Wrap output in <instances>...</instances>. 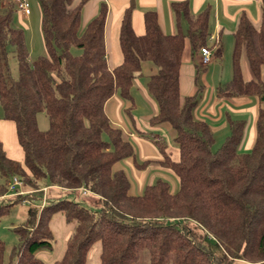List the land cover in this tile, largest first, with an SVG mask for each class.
<instances>
[{"label": "trees", "instance_id": "1", "mask_svg": "<svg viewBox=\"0 0 264 264\" xmlns=\"http://www.w3.org/2000/svg\"><path fill=\"white\" fill-rule=\"evenodd\" d=\"M37 1L45 55L34 60L29 58L23 30L12 24L14 9L0 10V119L14 123L23 152L22 163L10 159L0 141V196L16 176L32 188L53 186L74 196L83 189L95 198L60 197L41 210L28 207L24 224L13 230L18 243L8 264H45L37 254L52 248L50 221L57 214L72 231L63 255L52 264H86L95 243L100 246L99 264H139L143 254L146 264H263L264 0L258 28L245 13L239 16L233 33L231 79L216 88L218 98L258 100L255 141L247 153L238 150L243 124L232 120L228 121L230 136L213 150L208 125L193 116L195 98L180 95L185 39L193 53L202 46L218 58L222 53L217 40L208 42V6L193 14L187 0L172 2L176 32L171 35L161 31L154 11H146L142 36L133 32L128 8L119 32L122 62L109 70L104 7L80 31L82 1L74 7L72 0ZM74 50L79 53L73 54ZM242 51L253 76L249 81L242 78ZM142 62L157 70L145 84L158 108L149 124H168L179 151L174 162L159 144L160 165L178 180L175 192L167 181L157 179L141 195H132L128 176L115 168L133 157L134 151L122 131L110 124L104 105L114 95L131 99ZM41 112L48 119L46 131L37 125ZM8 210L0 204V217ZM4 252L0 240V264Z\"/></svg>", "mask_w": 264, "mask_h": 264}, {"label": "crops", "instance_id": "2", "mask_svg": "<svg viewBox=\"0 0 264 264\" xmlns=\"http://www.w3.org/2000/svg\"><path fill=\"white\" fill-rule=\"evenodd\" d=\"M17 0H0V10L4 11L8 7L14 9L12 24L17 28L30 31L32 21L30 19L31 8L38 10V16L41 20V12L39 3L36 0H27L30 8L28 16H22L16 9ZM82 1L80 11V31L91 21L99 12L105 8L104 22V47L106 64L109 70H113L122 62V53L119 45V32L124 12L131 8L130 22L135 35L142 36L144 34V13L146 11H154L157 15L158 26L164 34H174L176 32V23L171 12L170 4L172 2L184 0H72L71 7L76 6ZM189 8L193 14H198L207 6L210 8V30L209 36L213 35L219 42L223 55L224 40H233V33L236 30L238 18L242 13L248 17L255 28L260 23V5L262 0H187ZM41 22V21H40ZM181 26V25H180ZM181 29H185L184 25ZM188 40V39H187ZM208 42L211 43L208 39ZM189 43V41H188ZM232 43V49H233ZM190 48V59L197 60L198 64L183 62L185 49ZM186 48L184 42L181 68L179 73V90L182 98L194 97L196 106L193 109V116L196 120L205 122L214 137L222 136L223 143L230 136L228 121L241 122L243 124V133L238 150L241 153L249 152L255 141V123L257 118L258 100L256 97H233L218 98L216 88L224 85L216 83L213 76L204 77L203 82H213V89L209 92L205 84L200 86L199 91H195L196 71L200 64V53H193L190 43ZM232 52V50H231ZM189 55V54H188ZM232 56V53H231ZM215 55L212 57V64L219 59ZM188 60V59H187ZM240 68L244 81L252 80L253 76L249 68V64L245 55L240 58ZM156 68L149 62H142L140 72L136 75L133 86L130 90L131 99L124 100L118 95L111 97L104 105V113L110 124L114 128L122 131L123 137L130 143L133 148L134 156L123 160L116 165V169L123 170L130 180V193L132 195H141L144 188L157 179L164 180L162 172L171 174L173 183L170 184L172 192L178 188V180L176 176L168 169L162 167V155L159 144L164 148L165 154L170 160L177 162L179 160V151L166 141L164 135H168V139H174V132L168 124L152 126L149 120L154 117L158 108L155 101L150 97L146 90L147 78L156 73ZM232 75V73H231ZM261 80L264 81V67L261 69ZM208 87V84H207ZM201 93V94H200ZM198 94V95H197ZM0 120V141L4 152L10 159L23 161V152L18 145L15 126L9 124V121ZM169 127V128H168ZM169 129L173 133L169 134ZM15 132V137L13 135ZM12 132V133H11ZM153 138V139H151ZM158 141V143L156 142ZM174 143V141H173ZM222 143V144H223ZM155 145V146H154ZM147 150L149 152H147ZM144 162L148 163L143 168H138ZM127 168V169H126ZM128 170V171H127ZM133 178V180H132ZM166 181V180H165ZM233 264H249L243 261H235ZM264 264V263H263Z\"/></svg>", "mask_w": 264, "mask_h": 264}, {"label": "rangeland", "instance_id": "3", "mask_svg": "<svg viewBox=\"0 0 264 264\" xmlns=\"http://www.w3.org/2000/svg\"><path fill=\"white\" fill-rule=\"evenodd\" d=\"M36 2V0H35ZM37 4V2L35 3ZM37 9V8H36ZM34 8H31L32 14H31V21H32V26H31V30L28 31L26 30V32L23 30L24 32V36H25V40H26V45L28 48V52H29V58L34 60L36 59L38 56H42L45 55V49H44V44H43V38H42V32H41V22H40V16H38V10H36ZM183 33H185V29H183ZM186 42V48H189V43L187 38L185 39ZM224 47L223 48V55L221 58H219L218 60H215V64H212V60L211 63L205 66V69L203 70V67L198 66L197 71H196V77L194 76V80L196 81V86H195V91L193 93H196V91L198 92L200 89V86H202V84H205V87L203 86V89H206L208 92L209 90L212 91L213 89V82H203L204 77L206 76H213L214 80L216 83H220L223 84L227 81H229L231 79V50H232V39H229V42L227 39H225L224 41ZM213 52V51H212ZM79 51L74 50L73 54H78ZM189 54V55H188ZM245 55L244 51L241 52V56ZM188 59V60H187ZM13 61V60H12ZM183 62H188V63H194V64H198L197 60H191L190 59V48L187 50L185 49L184 52V58L182 60ZM200 64H201V60H200ZM11 72L12 75L14 76V78L17 77V72H16V65L14 64V61L11 64ZM204 76V77H203ZM208 84V87H207ZM201 94V93H200ZM198 95V94H197ZM152 98V97H151ZM37 125L38 128L41 131H46L48 129V119L45 115V113L41 112L38 113L37 115ZM3 120V119H0ZM4 121V120H3ZM2 121V122H3ZM12 126L13 123L11 121H9ZM169 128V127H168ZM171 129H169V134L171 135V137L173 136L170 131ZM12 133V132H11ZM13 135L15 137V132L13 131ZM104 138H106L104 136ZM164 138L166 139V141L170 144V146L172 145L174 148L177 149L175 143H173V138L171 140L168 139V135L166 133V135H164ZM153 139V138H151ZM224 140H222V136H219L218 134L215 135V143L213 145V150H217L218 148L221 147L222 143ZM155 146V145H154ZM147 152H149L147 150ZM23 161V160H22ZM121 164V163H120ZM117 168V167H115ZM127 169V168H126ZM128 171V170H127ZM164 176V180L168 181L169 183H173V178L171 177L172 175L166 172H162ZM133 180V178H132ZM23 182V190H37L39 188H32L30 186H27V184ZM45 187V186H43ZM42 188V187H41ZM85 191V194H83L82 192ZM78 195H72L70 193L64 192L62 189L58 188V187H53L49 188L46 193L45 192H38L36 194H34V197L32 199V194L30 192V196L31 199L33 200L34 203L36 204H41L43 202H47V201H51L53 199H57L60 197H70V199H74L78 198L77 200H80V197H84L83 199L85 201H93V199L95 197L90 196V194H88L86 192V190H79ZM7 192L3 195L0 196V200L7 198ZM67 195V196H65ZM2 198V199H1ZM27 198L29 199V196H27ZM9 199V198H8ZM8 199H5L7 201H2L1 204L3 206H5L6 208L8 207V212L3 214L0 217V240L4 243L5 245V252H4V264H8L9 263V259H10V253H11V249L16 246V244L18 243L17 240V235L14 233V229L22 226L26 220V213H27V209L28 207L22 203V198H16L15 200H11L13 198H10L9 201ZM50 227H51V231H52V235H53V243H52V248L50 250H42L40 252H38L37 257L39 259H41L45 264H52L55 260H58L61 258V256L63 255V252L65 250V243L66 240L68 239V237L71 234L72 231V226L71 225H67L64 221V219L60 216V215H54L50 221ZM100 253V246L99 243H95L91 246L88 254H87V262L86 264H99V260H98V256ZM144 256L142 257V261L139 264H146V260H147V256L146 254H143ZM235 262V261H234ZM233 262V263H234Z\"/></svg>", "mask_w": 264, "mask_h": 264}, {"label": "built area", "instance_id": "4", "mask_svg": "<svg viewBox=\"0 0 264 264\" xmlns=\"http://www.w3.org/2000/svg\"><path fill=\"white\" fill-rule=\"evenodd\" d=\"M16 9L22 16L26 17L30 14V8H29V4H28L27 0H17L16 1ZM208 39L211 43L217 40V38L214 37L213 35H210L208 37ZM199 53H200V60H201L202 66H206V65L211 63V60L213 57V52L211 49H209L205 46H202L200 48ZM23 185L24 184H23L21 179H19L16 176L11 177L9 180L8 186H7V195H5V196H7V198H5V199L13 198V199H11L13 201L16 198H22L21 200H22L23 204H25L27 207H33V208L35 207L38 210H41L44 206H46L48 204L49 201L43 202L41 204H36L33 202V200H34L33 197H34V194H36L40 191L46 193V191L49 188H52V186H45V187L39 188L37 190H23V187H22ZM30 192L32 194L31 196H32L33 200L31 199ZM82 193L85 194V191H83ZM27 196H29V199L27 198ZM5 199L0 200V204L2 201H7ZM11 200H9V201H11Z\"/></svg>", "mask_w": 264, "mask_h": 264}]
</instances>
